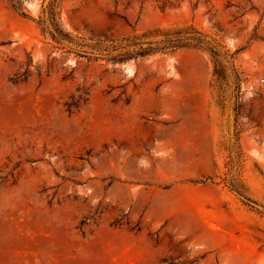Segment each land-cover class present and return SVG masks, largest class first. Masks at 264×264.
Segmentation results:
<instances>
[{"label": "rangeland", "instance_id": "1", "mask_svg": "<svg viewBox=\"0 0 264 264\" xmlns=\"http://www.w3.org/2000/svg\"><path fill=\"white\" fill-rule=\"evenodd\" d=\"M22 10L0 0V264H264V0Z\"/></svg>", "mask_w": 264, "mask_h": 264}, {"label": "trees", "instance_id": "2", "mask_svg": "<svg viewBox=\"0 0 264 264\" xmlns=\"http://www.w3.org/2000/svg\"><path fill=\"white\" fill-rule=\"evenodd\" d=\"M12 2V5L20 10L22 12V14L26 15V12L22 10V0H11ZM57 30V34L59 36H62V33L60 30L56 29ZM173 47H179L181 46V44L179 43H174L172 44ZM148 51H140L138 52V54H141V55H144L146 54ZM217 73L220 75V76H223V71L220 69V70H217ZM89 94L90 92L83 88V87H78L77 89V92L72 94L71 95V99L69 101H66L65 104L67 106V110L72 112L74 109H77L79 108L83 103H85L87 100H88V97H89ZM245 198V203L250 205L251 207H254V205H252L251 203H255L254 200H252L251 198L249 197H246V196H243Z\"/></svg>", "mask_w": 264, "mask_h": 264}]
</instances>
